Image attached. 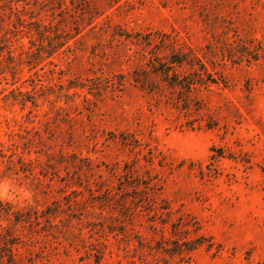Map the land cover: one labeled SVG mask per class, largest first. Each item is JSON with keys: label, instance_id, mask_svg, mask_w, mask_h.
Listing matches in <instances>:
<instances>
[{"label": "rangeland", "instance_id": "374dc122", "mask_svg": "<svg viewBox=\"0 0 264 264\" xmlns=\"http://www.w3.org/2000/svg\"><path fill=\"white\" fill-rule=\"evenodd\" d=\"M29 2L0 12L16 264H264V0H120L78 30Z\"/></svg>", "mask_w": 264, "mask_h": 264}, {"label": "trees", "instance_id": "16d2710c", "mask_svg": "<svg viewBox=\"0 0 264 264\" xmlns=\"http://www.w3.org/2000/svg\"><path fill=\"white\" fill-rule=\"evenodd\" d=\"M66 0H33L42 8H47L52 6V9L56 5L59 9V13L63 15V20H65V15L68 11L67 6L65 5ZM69 3L72 5L71 12L72 14L69 15L71 20H73L74 25L76 26V30L80 28L83 24L82 22L85 20L86 25H91L93 19L101 16L103 13L101 11L102 7L111 8L112 5L117 4L120 0H68ZM23 2L24 6H29L31 3L29 0H0V12L4 10H8L9 14H12L15 18V22L23 28L24 27V20L21 18V13H23L26 9L23 7H18L17 3ZM3 16H5L3 14ZM3 18V17H2ZM0 16V21L3 22V19ZM10 17L7 16V20ZM5 19V20H6ZM29 25H32V30L35 34L43 36L41 43L36 47V53L45 52L50 55L56 48L61 47L64 44V40L61 41H52L49 36H46L44 33L48 32V27L41 25L40 21L31 22ZM94 26H91L93 28ZM18 29V28H16ZM55 36V35H54ZM43 41H46V45H43ZM175 53L174 50H171V53L167 55L166 62L163 63V67L160 71L163 78H172L175 77V73L172 72V68L174 66L182 65L188 62V59L183 56H179V53H175V55H171ZM190 60V59H189ZM201 70L202 67H201ZM186 88V87H185ZM188 88V86H187ZM16 238L11 236L8 233H0V264H16L14 250L16 247Z\"/></svg>", "mask_w": 264, "mask_h": 264}]
</instances>
